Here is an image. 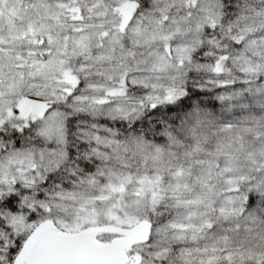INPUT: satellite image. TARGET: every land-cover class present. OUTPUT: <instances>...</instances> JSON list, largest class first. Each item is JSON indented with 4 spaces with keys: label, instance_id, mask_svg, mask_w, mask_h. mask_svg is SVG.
<instances>
[{
    "label": "snow or ice",
    "instance_id": "6c2138e0",
    "mask_svg": "<svg viewBox=\"0 0 264 264\" xmlns=\"http://www.w3.org/2000/svg\"><path fill=\"white\" fill-rule=\"evenodd\" d=\"M0 264H264V0H0Z\"/></svg>",
    "mask_w": 264,
    "mask_h": 264
}]
</instances>
